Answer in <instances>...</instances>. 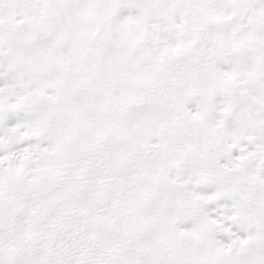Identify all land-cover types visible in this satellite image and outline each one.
<instances>
[{"label":"snow or ice","instance_id":"1","mask_svg":"<svg viewBox=\"0 0 264 264\" xmlns=\"http://www.w3.org/2000/svg\"><path fill=\"white\" fill-rule=\"evenodd\" d=\"M0 264H264V0H0Z\"/></svg>","mask_w":264,"mask_h":264}]
</instances>
